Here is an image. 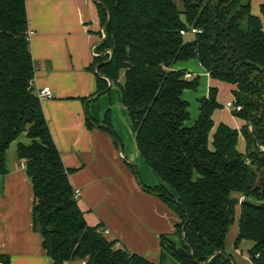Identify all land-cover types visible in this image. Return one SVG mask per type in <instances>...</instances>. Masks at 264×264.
I'll return each mask as SVG.
<instances>
[{
  "label": "trees",
  "instance_id": "trees-1",
  "mask_svg": "<svg viewBox=\"0 0 264 264\" xmlns=\"http://www.w3.org/2000/svg\"><path fill=\"white\" fill-rule=\"evenodd\" d=\"M102 1L111 20L106 41L96 48L114 54L98 70L120 85L139 152L174 194L165 186L145 187L164 197L180 222L176 233L163 236L159 263L88 222L34 90L38 67L26 0H0V174L7 173L9 147L24 135L29 143L18 144L16 157L25 160L33 183L34 228L45 251L56 264H232L222 255L205 262L217 251L229 255L226 237L240 205L236 244L252 241L248 255L264 264V2L260 16L252 12L253 0ZM97 6L103 26L107 10ZM192 27L201 31L181 33ZM109 57H95L91 69ZM192 59L212 78L235 86L233 103L240 110L233 112L245 121L240 130L220 123L211 141L213 113L221 107L216 87L199 100V118L187 124L183 92L196 90L200 75L186 78L175 66ZM96 76V94L110 92L108 80ZM106 127L112 131L109 113ZM240 134L245 152L238 149Z\"/></svg>",
  "mask_w": 264,
  "mask_h": 264
},
{
  "label": "crops",
  "instance_id": "crops-1",
  "mask_svg": "<svg viewBox=\"0 0 264 264\" xmlns=\"http://www.w3.org/2000/svg\"><path fill=\"white\" fill-rule=\"evenodd\" d=\"M263 2L253 0L254 14L262 16ZM26 10L32 32L31 52L38 67L34 90L37 94L45 87L52 90L51 96L45 95L40 100L62 160L71 169L69 181L81 192L79 206L90 224H102L121 246L159 263L163 236L176 233L180 217L164 197L146 187L165 186L172 194L174 190L139 152L121 89L111 88L110 92L95 97L97 76L91 67L94 52L98 51L93 47L102 35L97 3L95 0H26ZM175 67L192 72L193 76L199 67V72L206 76L198 86L200 92L199 88L183 92L189 108L190 100L195 103L189 125L199 118V100L209 95L211 87H216L221 107L213 113L215 126L211 141L220 123L242 128L245 121L227 106V102L234 100L233 84L212 78L197 59L180 62ZM108 113L112 131L106 127ZM20 142L29 143V140L22 135L11 144L6 157L7 173L0 174V264H56L43 247L41 233L34 228L33 183L25 160L16 157ZM119 145L134 167L120 157ZM238 149L246 150L242 134ZM239 219L240 205L227 233L225 249L235 264H254L247 253L253 242L242 240L239 246L236 244ZM64 264L86 263L73 259Z\"/></svg>",
  "mask_w": 264,
  "mask_h": 264
},
{
  "label": "water",
  "instance_id": "water-1",
  "mask_svg": "<svg viewBox=\"0 0 264 264\" xmlns=\"http://www.w3.org/2000/svg\"><path fill=\"white\" fill-rule=\"evenodd\" d=\"M95 2L101 4L103 7L106 8V10H107V14H108V19H107L106 23L102 26V30H101V34H102V35H101V37L99 38V40L94 44L93 49L96 48L99 44L104 43V42L106 41V39H107V27H108V25H109V23H110V20H111V12H110V10L107 8V5H106L102 0H95ZM107 54H110L109 59H107V60H103L101 63L97 64V66L95 67V74H97V75H99V76H102V77L106 78V79L108 80L109 87H112V85H113L112 80H111L106 74H104V73H102V72H99L98 69H99V67H100L102 64L108 63V62H110V61L112 60V56H113V54H114V51H113L112 49H106V50H104L103 52H100V53H99V52H94V56H95L96 58L103 57V56H105V55H107ZM98 96H100V94H96V95H95V97H98ZM119 149H120V151H119V155H120V157H121L123 160L127 161L128 163H130V164L134 167L135 165H134L133 161H132L131 159L125 157V156L123 155V148H122L121 145H119ZM137 177H138V174H137ZM138 181H139V183L141 184V186H142L143 188H145V186L141 183V180H140L139 177H138ZM184 228H185V225H184ZM182 238H183V240L188 244V242H187L186 239H185V231H184V229H183V232H182ZM188 245H189V244H188ZM189 246H190V245H189ZM190 253H191V255H193V251H192L191 248H190ZM215 255H222V256H225L227 259H229V260L232 262V264H235V261H234L233 257H232L231 255H227V254L223 253L222 251H217V252H215L214 254H212L211 256H209V258L207 259V261H206L205 263H207V262H208L213 256H215Z\"/></svg>",
  "mask_w": 264,
  "mask_h": 264
},
{
  "label": "built area",
  "instance_id": "built-area-1",
  "mask_svg": "<svg viewBox=\"0 0 264 264\" xmlns=\"http://www.w3.org/2000/svg\"><path fill=\"white\" fill-rule=\"evenodd\" d=\"M201 30H198L197 28H195V27H192L191 29H190V31H186V30H181V33L182 34H187V33H197V32H200ZM31 31L29 30L28 31V36H29V38H30V35H31ZM185 77L186 78H193L194 76H193V73L192 72H186L185 73ZM38 95H39V97L41 98V97H43V96H51L52 95V90H51V88L50 87H45V88H43L42 90H40V92L38 93ZM227 106L228 107H231V108H233V109H236V110H240V107H238V106H235L234 105V103H233V101H229V102H227ZM74 195H75V198L78 200L80 197H81V192H80V190L79 189H74ZM105 232L107 233L108 231H107V229H105Z\"/></svg>",
  "mask_w": 264,
  "mask_h": 264
},
{
  "label": "rangeland",
  "instance_id": "rangeland-1",
  "mask_svg": "<svg viewBox=\"0 0 264 264\" xmlns=\"http://www.w3.org/2000/svg\"><path fill=\"white\" fill-rule=\"evenodd\" d=\"M192 33H190V35H188V37H190V36H192L191 35ZM197 64V63H196ZM194 71H196V75H197V73L200 75V83L202 82V80L203 79H205V74H203V73H200L199 71H200V69H199V67H197V69L196 70H194ZM196 75H194V76H196ZM121 80V83H123L124 82V77L123 76H121V78H120ZM200 85V84H199ZM199 87H197V89H198ZM196 89V90H197ZM120 91V85H118V84H114L113 86H112V91ZM192 90H194V89H192ZM201 91V88H199V92ZM189 101V100H188ZM191 101V104H190V108H189V112H190V118L193 116V114H194V110H193V105L195 104L192 100H190ZM189 121H190V119L188 120V122H187V124L189 125Z\"/></svg>",
  "mask_w": 264,
  "mask_h": 264
}]
</instances>
